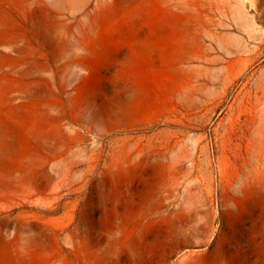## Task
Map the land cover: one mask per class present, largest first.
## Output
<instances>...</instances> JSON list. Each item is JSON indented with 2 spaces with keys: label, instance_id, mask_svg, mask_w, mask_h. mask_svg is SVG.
<instances>
[{
  "label": "rangeland",
  "instance_id": "obj_1",
  "mask_svg": "<svg viewBox=\"0 0 264 264\" xmlns=\"http://www.w3.org/2000/svg\"><path fill=\"white\" fill-rule=\"evenodd\" d=\"M0 264H264V0H0Z\"/></svg>",
  "mask_w": 264,
  "mask_h": 264
}]
</instances>
